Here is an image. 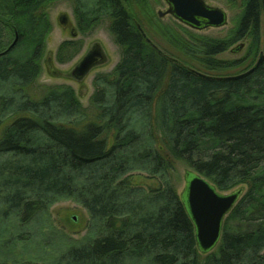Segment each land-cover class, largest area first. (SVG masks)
Returning a JSON list of instances; mask_svg holds the SVG:
<instances>
[{
    "label": "trees",
    "instance_id": "obj_1",
    "mask_svg": "<svg viewBox=\"0 0 264 264\" xmlns=\"http://www.w3.org/2000/svg\"><path fill=\"white\" fill-rule=\"evenodd\" d=\"M55 1L0 0V263L264 264V59L241 78L207 77L254 66L264 0H224L238 12L222 38L164 24L150 0H73L82 29L106 19L122 49L88 108L67 86L32 92ZM243 40L245 58L218 57ZM177 162L219 191L246 187L207 253L171 182ZM136 172L158 184H135ZM64 199L87 210V233L49 258L29 254Z\"/></svg>",
    "mask_w": 264,
    "mask_h": 264
},
{
    "label": "rangeland",
    "instance_id": "obj_2",
    "mask_svg": "<svg viewBox=\"0 0 264 264\" xmlns=\"http://www.w3.org/2000/svg\"><path fill=\"white\" fill-rule=\"evenodd\" d=\"M205 1L212 6L222 8L227 12L228 23L225 26L208 27L202 30L193 29L174 19L171 15L160 16V11L164 12L168 9V5L164 0H150V3L155 14L164 24L182 25L200 35L216 38L226 37L233 27V19L237 14L238 9L229 7L224 0ZM45 10L51 21V32L46 40L41 59V73L34 84L32 92L39 95L47 88L67 86L74 91V94L82 107L88 108L91 104L92 96L98 88L99 79L113 71L121 59L122 49L111 34L109 22L106 19L88 29L76 28L78 20L73 0H57L47 5ZM61 14L67 15L68 20L66 24L60 22L59 17ZM143 21L145 22L143 17H141V20H136V23L141 26L142 29H144L143 25H145ZM71 29L76 30L75 36L70 33ZM154 40L160 46L169 49L167 43L163 41L160 36H154ZM93 43H99L102 46L106 54L105 63L91 70V72L82 80L72 78L68 74L75 67L87 47ZM248 46V41L243 40L233 45V47L220 54L218 57L225 60H242L248 54ZM171 50L173 49L171 48ZM173 51L175 52V50ZM262 52H264V44L255 57L254 62H257ZM50 62L51 66L59 72L58 74H53L51 72L48 65ZM249 65L250 62L248 61H244L243 63L240 62L239 66L229 68L218 73V75L238 74L248 68ZM188 172H194V170L177 162L175 164V169L170 173L171 182L174 184L179 194H182L185 188L186 174ZM132 180L138 185L156 186L158 184L157 179L151 178L146 173L140 172L134 173ZM237 188L240 187H236L229 191H218L227 194ZM243 188L244 190L246 189L245 186ZM49 215L51 221L45 223L46 227L43 231L44 239L41 238L42 236L39 237L41 240H44L45 243L47 241V243L43 245L41 244V240H39V242L37 241L38 246L32 244L28 247L29 250H27L30 252L29 254H37L38 256H42L43 254V257L46 256L49 258L52 254L60 251V249H62L67 243L80 239L87 233L89 214L87 210L76 201L64 199L55 203L51 207ZM74 216H76L77 220L73 219ZM25 250L26 248L21 252H25ZM2 259L4 258L0 256V260ZM0 264L6 263L2 262Z\"/></svg>",
    "mask_w": 264,
    "mask_h": 264
},
{
    "label": "water",
    "instance_id": "obj_3",
    "mask_svg": "<svg viewBox=\"0 0 264 264\" xmlns=\"http://www.w3.org/2000/svg\"><path fill=\"white\" fill-rule=\"evenodd\" d=\"M164 1L167 3L168 9L164 12L160 11L159 15L162 17L171 15L190 28L202 30L208 27H222L228 23L227 12L220 7L208 4L205 0ZM59 20L62 24H66L68 17L66 14H61ZM139 28L146 39L153 43L141 26ZM16 40L17 38L10 47L14 45ZM104 59L103 55L96 59L93 53L89 52L78 61L68 75L74 79L82 80L100 61L104 62ZM263 59L264 52H262L254 66L241 74L224 77H207L222 80L241 78L255 71ZM48 65L53 74L59 73L51 66V62ZM200 74L204 75L203 73ZM243 193L244 188L240 187L230 193L224 194L219 192L212 182L198 172L194 171L186 174V185L181 197L195 224L197 240L202 253H207L217 246L221 239L224 219ZM73 219L77 220L76 216Z\"/></svg>",
    "mask_w": 264,
    "mask_h": 264
},
{
    "label": "flooded vegetation",
    "instance_id": "obj_4",
    "mask_svg": "<svg viewBox=\"0 0 264 264\" xmlns=\"http://www.w3.org/2000/svg\"><path fill=\"white\" fill-rule=\"evenodd\" d=\"M173 17V16H172ZM174 18V17H173ZM175 19V18H174ZM177 20V19H176ZM76 28H82L81 26H80V23L78 22L77 23V27ZM70 33L71 34H74V33H76V30H74V29H71L70 30ZM76 35V34H75ZM74 35V36H75ZM10 48V47H9ZM89 52H92L93 53V56L97 59V58H99L101 55H103V57L105 58L104 59V62L103 61H100L93 69H95L96 67H98V66H100V65H102V64H104L105 63V61H106V54H105V52H104V50H103V48H102V46L99 44V43H93V44H90L88 47H87V49H86V51L82 54V56L80 57V59L79 60H81L86 54H88ZM78 63V62H77ZM92 69V70H93ZM77 80V79H76Z\"/></svg>",
    "mask_w": 264,
    "mask_h": 264
}]
</instances>
